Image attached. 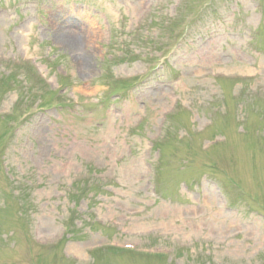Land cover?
Returning <instances> with one entry per match:
<instances>
[{"label": "rangeland", "instance_id": "374dc122", "mask_svg": "<svg viewBox=\"0 0 264 264\" xmlns=\"http://www.w3.org/2000/svg\"><path fill=\"white\" fill-rule=\"evenodd\" d=\"M0 264H264V0H0Z\"/></svg>", "mask_w": 264, "mask_h": 264}, {"label": "bare ground", "instance_id": "6f19581e", "mask_svg": "<svg viewBox=\"0 0 264 264\" xmlns=\"http://www.w3.org/2000/svg\"><path fill=\"white\" fill-rule=\"evenodd\" d=\"M89 23H92V24H93V21H89ZM67 43H68V44H70V42H69V41H67ZM90 92H92V91H90Z\"/></svg>", "mask_w": 264, "mask_h": 264}]
</instances>
